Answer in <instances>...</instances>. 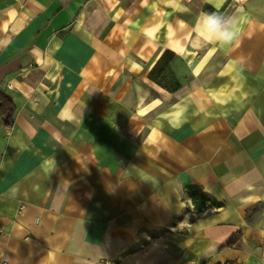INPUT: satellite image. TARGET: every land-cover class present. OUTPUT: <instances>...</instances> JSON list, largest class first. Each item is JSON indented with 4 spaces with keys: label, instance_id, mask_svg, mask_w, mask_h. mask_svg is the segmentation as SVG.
I'll return each mask as SVG.
<instances>
[{
    "label": "crops",
    "instance_id": "1",
    "mask_svg": "<svg viewBox=\"0 0 264 264\" xmlns=\"http://www.w3.org/2000/svg\"><path fill=\"white\" fill-rule=\"evenodd\" d=\"M207 6L0 0V260L264 264V0H223L230 46Z\"/></svg>",
    "mask_w": 264,
    "mask_h": 264
},
{
    "label": "trees",
    "instance_id": "2",
    "mask_svg": "<svg viewBox=\"0 0 264 264\" xmlns=\"http://www.w3.org/2000/svg\"><path fill=\"white\" fill-rule=\"evenodd\" d=\"M213 9L210 6H207L205 8V11H213ZM222 12V11H221ZM175 55L169 51H166L157 65L153 68V70L150 73V76L152 79L156 82H158L160 85L168 88L169 90H175L180 85L175 82L174 84H167L164 83L161 80V77L163 76H170V78H173V74L169 71V63L174 59ZM173 81V79H172ZM16 113V106L13 104L12 100L8 96L1 95L0 96V116L5 120V126L6 128L10 129L11 125L13 123L14 115ZM201 200L198 201L196 198H194L195 206L200 209L205 206V201L207 199V195L201 194ZM259 208H256L250 215L247 216V223L251 224L253 218L259 213ZM242 234L241 232H237L226 244L228 247H234L240 240H241Z\"/></svg>",
    "mask_w": 264,
    "mask_h": 264
},
{
    "label": "clouds",
    "instance_id": "3",
    "mask_svg": "<svg viewBox=\"0 0 264 264\" xmlns=\"http://www.w3.org/2000/svg\"><path fill=\"white\" fill-rule=\"evenodd\" d=\"M213 11H202L197 18L201 31L221 46H230L239 39V19L221 12L223 0H210Z\"/></svg>",
    "mask_w": 264,
    "mask_h": 264
},
{
    "label": "rangeland",
    "instance_id": "4",
    "mask_svg": "<svg viewBox=\"0 0 264 264\" xmlns=\"http://www.w3.org/2000/svg\"><path fill=\"white\" fill-rule=\"evenodd\" d=\"M223 12V11H222ZM227 12H229V11H227ZM169 71H170V68H169ZM171 72V71H170ZM172 79H173V81H172ZM161 80L164 82V83H167V84H171V85H173L174 84V75H173V78L171 77L170 78V76L168 77L167 75L166 76H163V77H161ZM208 201V200H207Z\"/></svg>",
    "mask_w": 264,
    "mask_h": 264
},
{
    "label": "built area",
    "instance_id": "5",
    "mask_svg": "<svg viewBox=\"0 0 264 264\" xmlns=\"http://www.w3.org/2000/svg\"><path fill=\"white\" fill-rule=\"evenodd\" d=\"M2 233L1 228H0V234ZM0 264H9L6 260H0Z\"/></svg>",
    "mask_w": 264,
    "mask_h": 264
}]
</instances>
